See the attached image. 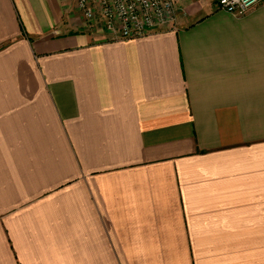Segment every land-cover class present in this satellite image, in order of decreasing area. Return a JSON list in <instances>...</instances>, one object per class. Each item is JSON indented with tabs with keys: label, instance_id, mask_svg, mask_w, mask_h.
I'll use <instances>...</instances> for the list:
<instances>
[{
	"label": "crops",
	"instance_id": "obj_1",
	"mask_svg": "<svg viewBox=\"0 0 264 264\" xmlns=\"http://www.w3.org/2000/svg\"><path fill=\"white\" fill-rule=\"evenodd\" d=\"M218 1L121 40L0 0V264H264V1Z\"/></svg>",
	"mask_w": 264,
	"mask_h": 264
},
{
	"label": "built area",
	"instance_id": "obj_2",
	"mask_svg": "<svg viewBox=\"0 0 264 264\" xmlns=\"http://www.w3.org/2000/svg\"><path fill=\"white\" fill-rule=\"evenodd\" d=\"M264 0H219L218 7L243 15ZM77 9L94 30L100 25L114 37L128 40L163 28H176V0H77Z\"/></svg>",
	"mask_w": 264,
	"mask_h": 264
}]
</instances>
